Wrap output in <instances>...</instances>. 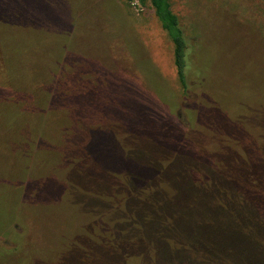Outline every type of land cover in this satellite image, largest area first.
Segmentation results:
<instances>
[{
	"label": "rangeland",
	"instance_id": "1",
	"mask_svg": "<svg viewBox=\"0 0 264 264\" xmlns=\"http://www.w3.org/2000/svg\"><path fill=\"white\" fill-rule=\"evenodd\" d=\"M172 2L189 93L150 0H0V135L50 136L0 142V264H155L200 164L264 204V0ZM20 84L44 122L2 103Z\"/></svg>",
	"mask_w": 264,
	"mask_h": 264
},
{
	"label": "trees",
	"instance_id": "2",
	"mask_svg": "<svg viewBox=\"0 0 264 264\" xmlns=\"http://www.w3.org/2000/svg\"><path fill=\"white\" fill-rule=\"evenodd\" d=\"M150 1L155 15L171 40L173 63L178 80L184 93H189L191 91L189 74L192 71V66L189 44L180 18L173 9L172 0ZM9 89L12 90V88ZM36 91L38 92L33 88L27 91V88L20 84L17 96L11 91L12 93H8L2 103L8 104L12 100L9 104H16L21 119L26 116L37 120L41 119L40 123L44 122L49 114H47L48 110L41 111V103L48 105L49 102L40 91L36 97ZM27 92L33 95H30V100L27 99L29 96ZM24 126L23 122L17 132V135L20 136L14 139L1 134L3 137L0 139L1 146L9 147L12 153L18 156L20 152H23L22 148L17 147L18 145L29 142H31V146H34L32 142L46 145V134L44 135L42 125H40L42 130L35 126L32 131L29 127L23 128ZM14 130L8 134H12ZM198 167H201L204 174L196 177V173H194L195 175L192 173V177L189 175L191 178H188H195V188L192 191L188 188L179 189L174 196V199H178V201L184 196V203H191V205L185 204L176 208L194 209L189 213L192 219L187 220L188 216L186 215L184 218L176 220L172 230L153 233L161 236L167 231L168 235H173L171 239H174L168 240L171 247L165 250L163 247L156 248L155 264H264V204L261 200L262 197L253 192L251 184L250 189L247 186H240L237 178L230 177L215 164L208 166L200 164ZM192 168L196 169L197 167ZM162 179L164 180V178ZM256 181L259 183V176H256ZM186 196L193 198L190 199ZM159 201L161 200L159 199ZM156 238H148V244L152 240L156 243ZM128 246L130 247V245ZM239 251L242 252V255L238 254Z\"/></svg>",
	"mask_w": 264,
	"mask_h": 264
}]
</instances>
